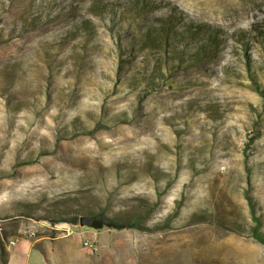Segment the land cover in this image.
I'll use <instances>...</instances> for the list:
<instances>
[{
	"label": "rangeland",
	"instance_id": "rangeland-1",
	"mask_svg": "<svg viewBox=\"0 0 264 264\" xmlns=\"http://www.w3.org/2000/svg\"><path fill=\"white\" fill-rule=\"evenodd\" d=\"M81 217L96 264H264V0H0V237Z\"/></svg>",
	"mask_w": 264,
	"mask_h": 264
},
{
	"label": "crops",
	"instance_id": "crops-1",
	"mask_svg": "<svg viewBox=\"0 0 264 264\" xmlns=\"http://www.w3.org/2000/svg\"><path fill=\"white\" fill-rule=\"evenodd\" d=\"M57 229V228H56ZM79 227L72 235H37L30 232L11 234L5 242L7 264H96V256L84 247L85 242L97 245L101 231ZM15 241L14 246L9 245ZM10 248V249H9Z\"/></svg>",
	"mask_w": 264,
	"mask_h": 264
},
{
	"label": "trees",
	"instance_id": "trees-1",
	"mask_svg": "<svg viewBox=\"0 0 264 264\" xmlns=\"http://www.w3.org/2000/svg\"><path fill=\"white\" fill-rule=\"evenodd\" d=\"M249 55H247V58ZM79 220L75 219L74 224H78ZM255 228L253 229L254 237L255 239L264 245V235L260 233V226L257 220H255ZM90 228H93L95 230L101 231L105 228H116V229H124L126 228L125 224H116L114 221L107 220L104 217H92L91 218V224L89 225ZM5 238L0 237V255L1 258L3 259L4 264H7V251L5 248Z\"/></svg>",
	"mask_w": 264,
	"mask_h": 264
},
{
	"label": "built area",
	"instance_id": "built-area-1",
	"mask_svg": "<svg viewBox=\"0 0 264 264\" xmlns=\"http://www.w3.org/2000/svg\"><path fill=\"white\" fill-rule=\"evenodd\" d=\"M73 227L75 228V226H73ZM70 233H76V231L73 228L69 227V228H66L63 230L62 235L67 236V235H70ZM10 244H11V246H14L16 244V242L12 240V241H10ZM84 247L89 251H93L96 248V244L94 242H85Z\"/></svg>",
	"mask_w": 264,
	"mask_h": 264
},
{
	"label": "water",
	"instance_id": "water-1",
	"mask_svg": "<svg viewBox=\"0 0 264 264\" xmlns=\"http://www.w3.org/2000/svg\"><path fill=\"white\" fill-rule=\"evenodd\" d=\"M91 224V219L87 218V217H81L79 220V226L80 227H87Z\"/></svg>",
	"mask_w": 264,
	"mask_h": 264
},
{
	"label": "bare ground",
	"instance_id": "bare-ground-1",
	"mask_svg": "<svg viewBox=\"0 0 264 264\" xmlns=\"http://www.w3.org/2000/svg\"><path fill=\"white\" fill-rule=\"evenodd\" d=\"M12 1V0H11ZM19 1H21V0H19ZM37 1V0H36ZM71 4V3H70ZM76 6V5H75ZM13 7V6H12ZM15 8V7H14ZM8 9V8H7ZM25 9V8H24ZM30 9V8H29ZM42 9V8H41ZM61 9V8H60ZM42 12V11H41ZM35 13V12H34ZM14 14V13H13ZM25 14V13H24ZM77 14V13H76ZM62 16V15H61ZM80 17V16H79ZM2 18V17H1ZM22 18V17H21ZM75 19V18H74ZM43 20V19H42ZM64 26V25H63ZM8 33V32H7ZM15 52V51H14ZM18 55V54H17ZM166 123V122H165ZM135 134V133H134ZM220 136V135H219ZM218 140H219V138H218ZM134 141V140H133ZM129 144V143H128ZM101 154V153H100ZM140 154V153H139ZM135 157V156H134ZM169 167V166H168ZM214 180V179H213ZM205 238V237H204ZM7 246H11V244H10V242H9V245H7ZM10 249V248H9Z\"/></svg>",
	"mask_w": 264,
	"mask_h": 264
}]
</instances>
